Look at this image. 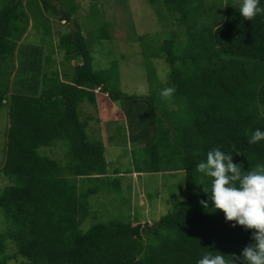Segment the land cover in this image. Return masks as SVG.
<instances>
[{"label":"trees","instance_id":"trees-1","mask_svg":"<svg viewBox=\"0 0 264 264\" xmlns=\"http://www.w3.org/2000/svg\"><path fill=\"white\" fill-rule=\"evenodd\" d=\"M57 1L61 7L50 0H0V108L7 107L9 121L1 166L9 183L0 192L8 226L0 232V264L17 256L23 264H196L208 251L240 257L252 230L227 222L211 202L203 206L209 195L203 187L210 191V178L201 180L196 165L213 148L232 153L242 171L264 164V141L248 143L253 130H264V17L244 19L227 0L223 21L222 16L209 18L200 28V4L194 6L199 0H162L179 14L177 23H186L184 42L169 33L159 44L169 68L164 88L173 89L169 95L176 106L162 113L155 105L158 97L145 98L143 104L144 97L117 88L112 67H93L75 22L77 31L59 39L64 60L77 61L68 81L60 80L57 69L45 68L53 51L48 39L28 42L25 36L18 43L30 19V30L38 20L50 32L46 12L75 21L70 17L73 1ZM97 36L109 38L106 25ZM14 55L16 68L9 63ZM106 99L127 107L129 139L142 146L139 156L133 153V171L182 172V193L155 221L97 222L82 230L90 213L88 196L98 187L80 192L77 183L79 178L104 179L108 163L103 143L86 132L85 121L94 116L82 112L81 120L79 107ZM57 141L65 144L64 161L40 152L41 147L52 151ZM8 241L14 245L11 253Z\"/></svg>","mask_w":264,"mask_h":264},{"label":"rangeland","instance_id":"rangeland-1","mask_svg":"<svg viewBox=\"0 0 264 264\" xmlns=\"http://www.w3.org/2000/svg\"><path fill=\"white\" fill-rule=\"evenodd\" d=\"M229 1H232L230 4H237V0ZM70 2L76 5L70 16L75 21L59 20L46 12L51 23L50 32H47V27L40 24L38 20L36 27L30 30L32 22L30 19L25 35L18 43L24 42L22 40L25 36L28 42L48 39L49 47L53 46V52L49 53L51 62L47 69L60 68L61 64L58 62L62 60L65 51L59 45V39L63 34L77 31L76 23L81 27V33L93 56L95 69L106 70L112 67L117 80L116 86L123 93L144 97L143 104H146L145 98L155 96L160 100L159 102L155 100V105L160 107L162 113V109L165 112L175 110L176 106L170 95L167 97L161 95L162 90L165 89L164 84L168 78L169 68L165 59L161 57L162 52L159 53V44L161 45L169 33H174L180 42L186 40L184 34L186 23L180 25L176 20L179 14L171 10L162 0L154 2L150 0H71ZM93 2L97 3L95 5L97 9L89 10ZM199 2L197 4L192 2L191 5L200 4L201 12L197 20L200 28L209 18L217 21L218 16H222L223 8L226 9L228 6L227 0H199ZM50 3L61 7L57 0H50ZM67 7L68 5L64 4V8ZM105 25L110 36L100 39L97 36L99 28ZM139 36H143V41L139 40ZM42 45L45 53L48 45L46 43ZM13 57V61L9 63H14L16 68L17 57L16 55ZM71 63L68 62L66 67ZM15 68L12 75L15 73ZM126 108H123L121 100L109 102L108 99L95 106L83 103L79 107L81 120L85 119L82 118V112L91 113L94 116V119L85 121L87 122L86 132L90 140H100L103 143L104 156L108 163L107 173L103 175L104 179L79 178L77 183L80 192L98 187L97 192L88 196L90 213L80 224L82 230L88 229L97 222L128 223L134 218H138L141 222L155 221L171 210L174 200L181 196L182 172L135 173L133 171V153L139 156L140 152L142 153V146L129 139L130 129L124 114ZM8 124L7 107L0 108V192L2 187L9 183V180L1 174ZM56 144L52 151L51 147H41L40 152L64 161L65 144L62 141H57ZM114 170L120 173L115 175ZM115 180H118L119 187L116 186ZM7 226L8 222L0 211V232ZM8 244L6 251L11 253L14 251V245L9 241ZM7 264H23V262L17 256L9 258Z\"/></svg>","mask_w":264,"mask_h":264},{"label":"clouds","instance_id":"clouds-1","mask_svg":"<svg viewBox=\"0 0 264 264\" xmlns=\"http://www.w3.org/2000/svg\"><path fill=\"white\" fill-rule=\"evenodd\" d=\"M234 7V6H233ZM244 19L252 20L256 16L264 17V0H237L234 7ZM173 91L165 88L161 95L167 97ZM264 141V130L256 128L250 134L249 144ZM201 180L210 178L208 200L201 203L208 208L221 210L227 222L233 226H243L251 231V242L242 249L240 257H228L219 251L204 253L196 264H264V164H256L248 171H242L238 163H233L232 153L213 148L206 159L196 165Z\"/></svg>","mask_w":264,"mask_h":264},{"label":"crops","instance_id":"crops-1","mask_svg":"<svg viewBox=\"0 0 264 264\" xmlns=\"http://www.w3.org/2000/svg\"><path fill=\"white\" fill-rule=\"evenodd\" d=\"M24 39V38H23ZM53 52V51H52ZM51 53V52H50ZM51 58V57H50ZM43 61L45 60V57L42 59ZM53 61V60H52ZM68 62H72L70 65H68L66 67V65L68 64ZM43 63V62H42ZM58 63L61 64L60 68H54V69H47L48 66H46L45 68L49 71H53L55 69H57L59 71V76H60V80H65V81H68L67 79L69 75H71V72H72V66L74 65V63H77V61H67V60H64V57L62 58L61 61H59ZM48 71V72H49ZM136 173V172H135Z\"/></svg>","mask_w":264,"mask_h":264}]
</instances>
